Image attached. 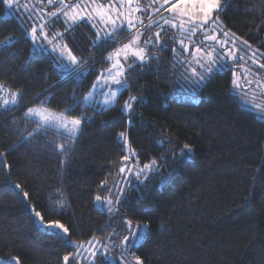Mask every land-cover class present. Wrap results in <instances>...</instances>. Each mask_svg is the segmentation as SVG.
Segmentation results:
<instances>
[{"label": "trees", "instance_id": "16d2710c", "mask_svg": "<svg viewBox=\"0 0 264 264\" xmlns=\"http://www.w3.org/2000/svg\"><path fill=\"white\" fill-rule=\"evenodd\" d=\"M3 11L0 2V41L12 40L0 45V81L18 90L20 99L16 107L0 109V260L64 264L63 257L76 249L66 240L91 238L112 239L119 251L123 221L150 220V233L130 251L144 264H264L263 114L241 104L230 69L214 71L197 85L174 61L171 45L149 47L147 56L156 58L127 67L128 87L115 105L100 109L82 97L108 65L105 53L113 41L94 43L97 34L88 21L64 33L62 42L81 58L73 68H86L78 79L58 68L52 53L34 54L18 21L2 17ZM219 16L223 29L261 49L264 64V0H230ZM52 23L63 32L67 27L60 19ZM128 35L122 31L116 39ZM258 75L256 81L264 71ZM130 96L143 99L126 114L121 104ZM30 105L68 108L81 117L76 139L68 141L52 126L37 128L38 122L24 116ZM120 131L141 162L157 158L160 167L132 179L109 213L95 198L106 193L122 164ZM186 143L193 149L190 157L173 160ZM28 203L44 220L63 223L69 234L40 228ZM96 264H105L99 255Z\"/></svg>", "mask_w": 264, "mask_h": 264}, {"label": "snow or ice", "instance_id": "6c2138e0", "mask_svg": "<svg viewBox=\"0 0 264 264\" xmlns=\"http://www.w3.org/2000/svg\"><path fill=\"white\" fill-rule=\"evenodd\" d=\"M4 5H6L9 9V12L7 14H11V9L13 6H19V0H0ZM43 0H41V3ZM160 2V0H152V4L149 5L151 8L152 5ZM59 4L60 7L56 9V11L48 13V16L58 18V14L62 15L64 19V23L67 24V27L65 28L64 32H55L53 34V37H62L64 33L70 31V29L78 24L79 22H87L93 19V13H95V16L100 19L101 22L105 24L106 27L110 26V30L108 31H102L97 33V38L94 43L100 44L103 43L106 40L112 39L114 41L115 34L119 31L124 30L123 25L124 21L127 22V28L132 29L136 26L135 22H139L140 24H143V21L140 20L138 16H134L133 13L135 12H141L146 11V9H142L139 4L135 8L132 7V0H127L128 4V12L125 14L122 11H119L116 8H113L111 5H109L107 8L104 5H98L97 7L92 8L88 13L82 14L80 9L83 7L81 3H73L72 0H47L48 5L55 6L56 4ZM170 7L165 8L166 5H169ZM230 4V0H163V2L160 4V8H152L154 12H156L158 15L167 10L169 13H171V19L163 18L165 25H171L172 27H179L181 30H187L189 33L195 34L197 31H204L206 29V26L208 25H220V16L219 13L222 11H226L227 7ZM124 0H120V7H123ZM115 12L116 18L114 19L113 16L110 13ZM124 17V20H121L120 24H117V20L120 19V17ZM178 22V23H177ZM154 21H149V24L147 25L148 28L152 26ZM92 27H95V24L92 25ZM212 31H215V28L213 27ZM29 38L33 42V52L34 54L37 53H43L47 51L46 46L39 43V41L44 40L47 41L48 44H52L53 41L48 38V34L45 31V25L43 23L39 24L38 26H33L29 32ZM143 35V33L137 32L136 35L133 37L132 40H130L128 43L123 44L121 48L116 49L114 52L110 53L106 60L108 61H114L112 63L111 67L105 69L104 71L108 73L107 76H101L97 77V80L104 79L105 81L111 80L114 84L118 85L119 87L115 90H112L105 94V99L103 101L104 105H114L117 102V95L121 88H127V78L125 76V65L121 63V56L123 57V60L125 62L128 61L129 57H133V64L137 61L143 63L147 59L150 58H156V57H147L146 56V49L143 47H139L140 43V36ZM160 32L154 33L155 41L151 38L144 40V44H152V43H161L160 41ZM223 35L225 37L229 36L228 32H224ZM205 39L215 41L217 43L221 44V48H223L224 44L227 43V41H219L217 40L216 35H207L205 33ZM12 38H6L3 41H0V45H8L11 43ZM245 45H247V41H242ZM181 45H183V40L180 41ZM233 45H235V40L232 41ZM163 46V45H161ZM250 47V46H249ZM59 50V56L61 60L67 61V63H62L60 67L65 68L66 70L70 68L71 65H79V60L81 58L77 57L73 54L72 50L68 48L67 44H57L52 48L53 52H56ZM184 50L187 51V47H184ZM203 51L201 48L197 47L196 52L200 53ZM255 55V53H253ZM228 58L235 59V54L232 51H229L227 53ZM206 60L207 63H202L200 59H197L195 63L199 65L201 69H204V72H197L195 69L192 70V75L196 78L194 80V83L197 85H203L208 80L211 79V74L214 71H220L224 69V65L221 64L217 67V59H213V53L210 51L206 53ZM254 63H257V61H253ZM133 64H128V69H131L133 67ZM260 68L264 69V64L259 65ZM73 73L77 72V68H71L70 69ZM80 73L83 74L85 69H79ZM247 73V69L245 70ZM234 79H233V85L239 86L237 79L235 78V73H233ZM246 84H252L257 83L258 87H264V84H260L258 81H245ZM96 88V84H93V89ZM4 93V86L0 84V108H4L8 105H15L18 102V92H12L9 90L8 96L5 97L3 95ZM93 98V92H89L87 95L83 97V100L85 102H89ZM143 98L138 96H130L128 100H125L122 106V111L125 113H130L133 108V102L141 101ZM256 108L261 109V105H256ZM264 111V109H261ZM68 110H65L64 112L60 113H53L51 110L46 108H29L27 110L26 116H35L39 118V123L37 124V128L41 126H52L56 127L58 130H62L64 134H66L68 141H74L77 137V134L81 130V124H82V118L76 117V116H68L66 115V112ZM262 120H264V115L260 117ZM129 123H131V120H129ZM35 131V129H34ZM32 133H29V136H31ZM119 138L123 141V143L127 144V139L125 137L124 132L118 133ZM162 143V142H161ZM65 148L64 144L58 145V149L63 151ZM130 154L125 155L122 157V162H125V166L121 167L119 169L120 173H123L125 171H131L132 169L127 167V162L133 158L136 157V153L131 148L126 149ZM192 146L190 144H184L180 150L179 153H173V160H176V158L179 156L180 158L190 157V154L192 153ZM0 155H3V153H0ZM137 164H139V161L137 160ZM160 167V164L158 162L157 158H152L148 163H144L142 167H137V170L135 172L136 176L140 175H147L149 173H152L156 170H158ZM102 184L106 186V181H102ZM16 188H20L21 186L19 184L15 185ZM118 195L116 196V199L113 200L111 198H106V202L108 204V212L112 213L115 211V209L112 207L114 203H119L120 199L123 196L124 190L122 188H117ZM23 197L27 199L29 197L28 192H23ZM97 201H101V197L97 196L95 198ZM31 211L34 213V216L36 218L35 222L38 224V226L44 230H47L50 234H60L63 233L65 236H67L70 232V229L66 227L63 223H61L59 220H52L45 222L44 217L41 215L40 212L35 211V208H31ZM125 225V232L127 233L122 237L120 240V249L121 254L119 257H113L109 253V245L108 244H102L99 248L95 246L93 241H88L87 243L90 245V247L87 249L89 252V264H96V257L97 255L102 256L104 259L105 264H128V261L125 259V257L130 253L132 248H137L141 242L148 236L150 233V220H143L138 221L136 223H133L132 220H124L123 221ZM112 234H109L111 236ZM95 240V238H93ZM96 243H99V241H96ZM66 246L76 248L78 251L76 254L69 253L63 257V260L65 261V264L69 261L70 257L75 259L77 256H80L79 249L84 248L83 243H77L71 240L65 241ZM88 259V258H85ZM9 260L12 262V264H20L18 257H9ZM0 264H5L4 261L0 260ZM132 264H144L143 260L136 256L133 258Z\"/></svg>", "mask_w": 264, "mask_h": 264}, {"label": "rangeland", "instance_id": "374dc122", "mask_svg": "<svg viewBox=\"0 0 264 264\" xmlns=\"http://www.w3.org/2000/svg\"><path fill=\"white\" fill-rule=\"evenodd\" d=\"M162 2H163V0H160V2L152 5V7L150 8L149 5L152 4V0H132V7L133 8H135L137 6V4H139V6L142 9H146V11L133 13L134 16H138L140 18V20L143 21V24H140L139 22H135L136 26L132 29H128L127 28V22L124 21V25H123L124 30H122V31H126L129 35L124 40L116 39L117 35L122 33V31H119L115 34L114 41L112 39H109V40H112L113 43L109 47L107 52L105 53V57H107L110 53L114 52L116 49L121 48L123 46V44H126L130 40H132L137 32L143 33V35L140 36V43L138 46L143 47L147 50L146 56L148 54V48L149 47L152 48L154 46H159V45H165V46L171 45L172 46V57H173L174 61L176 63L180 64L184 69H186L187 75H188L187 77H189L191 79V81H194L196 78L192 75L193 69H195L197 72H201V73L204 72V69H201L199 67V65H197L195 63V61L197 59H200L202 63H207L206 53L211 51L213 53V59H217V67L219 65L223 64L225 66L224 69L228 68L231 70L232 90L235 93H237V95L239 96V101L241 102V104L246 106V107H249L255 111L258 110V113H262L264 115V112L261 110V109H264V87H258L257 83H252V84H246L245 83L246 80L256 81V78L259 77V75H258L259 72L264 71V69L259 67V65L262 64L259 60L261 49L259 47L255 46L254 44H250L248 42H247V45H245L242 41H246V40H244L241 37H238L237 35H235L230 30L223 29L221 24L216 25V26L208 25V26H206V29L204 31H197L195 34L189 33L186 29L181 30L179 27H172L171 25H165L163 18L171 19V13H169L167 10H165L158 15L156 12H154L152 10V8H160V4ZM173 2H174V0H173ZM73 3H81L83 5V7L80 9L82 14L88 13L92 8L97 7L98 5H104L106 8L109 5H111L113 8H116L119 11H122L125 14H127L128 7H129L127 4V0H124L123 7H120V0H76V1L74 0ZM59 7H60V5L58 3L55 6L48 5L47 0H43L42 3H41V0H19V6L17 7L14 5L13 8L11 9V14H7L9 12V9L6 5H4V11L2 13V17L15 18L18 21V23L20 24L24 33L28 37H29L28 34H29V32L33 26H38L39 24L43 23L45 25V31L48 34V38L50 40H52L53 43L48 44L47 41H44V40L39 41V43L46 46L47 51H45V52L52 53L55 56L56 66L58 68L62 69L63 71H67V70L73 68L75 65H71L70 68L67 70L63 67H60V65L62 63H67V61H66V59L63 61L61 60V58L59 56V50H57L56 52L52 51V48L55 45L64 44L62 42L61 37H56V38L53 37V34L55 32H63V30L57 29V28L55 29L52 22H53V20H59L60 19L64 23L65 18L59 14H58V18L48 16V13L56 11V9ZM167 7H170V4L165 6V8H167ZM110 14L113 16L114 19L116 18L115 12L110 13ZM92 15H93V19L88 21V22L91 23L92 25L95 24V27H93V28H94L96 34L98 32H101V34H102V31L110 30V26L106 27L105 24L103 22H101L98 17L95 16V13H93ZM161 17H163V18H161ZM121 20H124L123 16L117 20L118 25L120 24ZM149 21H154V23L152 24V26L150 28L146 27V25L149 24ZM65 25L67 26V24H65ZM140 26H143V28H140ZM213 27L215 28V31H212ZM156 32H160V34H161L160 35L161 43H159V44H157V43L144 44V40L149 39V38H151L155 41L154 33H156ZM224 32H228L229 36L225 37L223 35ZM205 33L207 35H216L217 40L227 41V43L224 44L223 48H221L220 43H217V42L211 41V40H206L205 39ZM181 40H183V42H184L183 45H181V43H180ZM233 40H235V45H233V43H232ZM30 42H31V51L33 52V42L31 40H30ZM185 46L187 47V51L184 50ZM197 47L201 48L203 51H201L200 53H197L196 52ZM229 51H232L235 54V59L227 57V53ZM253 53H255V55H253ZM120 59H121V63L125 65V71L127 69V65L132 64L133 60H134V58L131 56L129 57L127 62H125L123 60L122 56ZM254 60L257 61V63H254L253 62ZM137 62L141 63L139 61H137ZM112 63H114V61H108V65L104 69L100 70L97 77L101 76L102 74H103V76H107L108 73L105 72L104 70L111 67ZM83 69H85V71H86V68H83ZM246 69H247V73L245 72ZM85 71L83 72V74H81L80 71L76 72V75H75L76 78H78V79L81 78L84 75ZM233 73H235V78L238 81V84H239L238 87L233 85V79H234ZM97 77L93 82V84L94 83L96 84V88L93 89V84H92L90 89L83 95V97H84L89 92H93V98L89 102H85L83 100V97H82L83 102L85 104H90V103L94 104V105H96L97 108H100V109L112 106V105H107V106L104 105L103 101L105 99V94L112 91V90H115L119 86L114 84L111 80L105 81L104 79H100L98 81ZM262 81L264 82V76L260 77L258 80V82H262ZM0 84H2L4 86L3 95L5 97L8 96L9 90L12 92H18L19 93L18 90L9 87L8 85H6L5 83H3L1 81H0ZM122 89L123 88L120 89V91L117 95V98H118ZM19 99H20V93L18 96V102L15 105H8V106H6L4 108H0V109H11V108L16 107L19 103ZM125 100H128V98ZM124 101H123V103H124ZM123 103L121 104V108L123 106ZM256 105H261V109L256 108ZM29 108H46V109H49V108L44 107V106L30 105V106H27L25 108L24 116H26L27 110ZM67 109H64L61 111H55V110H51V109H49V110H51L53 113H60V112H64ZM126 114H128V113H126ZM66 115H68L70 117L72 116L67 112H66ZM26 117H28V118H30V119L38 122V123L40 122L38 117H35V116H26ZM54 128H56V127H54ZM120 132H124L125 137L127 139L126 131H120ZM119 140L123 145V151L125 153L124 156L130 154L126 150L128 148H131L132 150L135 151V149H133L131 147V145L129 144L128 139H127L126 145L123 143V141L120 138H119ZM135 153H136V151H135ZM137 160L139 161V164H137ZM149 161L141 162L137 156V153H136V157L131 158L127 162V167L131 168L132 170L120 173L119 169L121 167L125 166V162L121 161L122 164L118 168L113 180L111 182H109V187H108L106 193L104 195H97V196L101 197V201H97L95 199L96 206L99 209H103L104 211L108 212V204L106 202V198H111V199L115 200L116 195L118 194L117 188L124 189L128 183L132 182V179H143V178H146L149 174H151V173H149L147 175H140L139 177L135 175L137 167H142L144 163H148ZM112 207L115 209L116 208L115 204H113ZM31 208H33L32 205L30 203H28L27 209L30 212V214L32 215L33 220L35 222L36 218L34 216V213L31 211ZM45 222H47V221L45 220ZM126 234L127 233L125 232L123 234V236ZM60 235L66 237L63 233H60ZM88 241H93V243L95 244V246L97 248H99L102 244H108L109 245V253L113 257H119L121 254V249L119 251H117L118 246H117V244H115L113 242L112 239H107V240L101 242L96 238H95V240H93V238H91V239L87 240L85 243H83L84 248L79 249L80 256H77L75 259L70 257L69 261L73 260L72 264H89L90 257H89V252L87 249L90 247V245L87 243ZM96 241H99V243H96ZM77 251L78 250L75 249L73 254H76ZM130 256L131 255L129 253L125 257V259L128 261V264H132V262H133L134 257H130ZM9 257H14V256H7L6 259L9 260ZM100 257H102V256H100ZM0 258H2V257L0 256ZM85 258H88V259H85ZM69 261L67 262V264L69 263ZM63 263L65 264L64 260H63Z\"/></svg>", "mask_w": 264, "mask_h": 264}, {"label": "bare ground", "instance_id": "6f19581e", "mask_svg": "<svg viewBox=\"0 0 264 264\" xmlns=\"http://www.w3.org/2000/svg\"><path fill=\"white\" fill-rule=\"evenodd\" d=\"M137 28V27H136Z\"/></svg>", "mask_w": 264, "mask_h": 264}]
</instances>
